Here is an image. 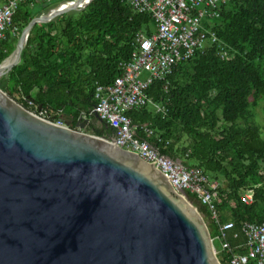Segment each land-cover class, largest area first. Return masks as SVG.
Returning a JSON list of instances; mask_svg holds the SVG:
<instances>
[{"label": "trees", "instance_id": "16d2710c", "mask_svg": "<svg viewBox=\"0 0 264 264\" xmlns=\"http://www.w3.org/2000/svg\"><path fill=\"white\" fill-rule=\"evenodd\" d=\"M50 5L20 4L0 44V63L30 20ZM153 25L150 13L134 10L127 0H91L83 9L34 24L0 88L30 111L40 107L55 120L72 119L73 127L81 112L93 115L96 85L122 73L120 63L135 49L134 35H150ZM212 28L218 41L178 62L166 80H154L146 91L150 102L127 115L152 130L149 141L161 154L216 182L217 218L193 193L185 195L202 215L220 263L229 264L232 253L244 252L236 249L245 240L241 225L264 223V132L254 121V108L264 101V0H230ZM101 123L84 131L112 137L114 128ZM244 193L249 203L241 201ZM227 221L234 223L226 233L230 249L221 245L220 226Z\"/></svg>", "mask_w": 264, "mask_h": 264}, {"label": "water", "instance_id": "95a60500", "mask_svg": "<svg viewBox=\"0 0 264 264\" xmlns=\"http://www.w3.org/2000/svg\"><path fill=\"white\" fill-rule=\"evenodd\" d=\"M68 2L30 20L0 78L34 24L91 0ZM83 114L58 124L0 88V264H221L185 193L137 153L85 132Z\"/></svg>", "mask_w": 264, "mask_h": 264}, {"label": "built area", "instance_id": "2783aa9c", "mask_svg": "<svg viewBox=\"0 0 264 264\" xmlns=\"http://www.w3.org/2000/svg\"><path fill=\"white\" fill-rule=\"evenodd\" d=\"M25 1L6 0L0 3V44L15 11ZM127 1L134 10L151 14L154 30L150 35L137 32L130 60L120 63L122 73L108 84L96 85V103L91 114L96 113L100 121L114 128V135L110 137L112 142L154 164L175 190L193 193L209 208L213 218H217L216 182H210L201 170L189 169L180 161L161 154L149 141L152 130L143 124L133 123L127 113L150 102L146 91L154 80H166L178 62L191 58L208 43L218 41L212 23L219 17L221 7L230 0ZM220 48L223 50V46ZM36 113L58 124L65 123L63 119L50 118L41 110ZM83 117L87 115L84 113ZM240 198L245 203L251 201L248 193ZM233 226L232 221L221 224L222 248L230 249L226 233ZM241 232L245 240L236 249H243L244 252L232 253L229 264H264V223L244 222Z\"/></svg>", "mask_w": 264, "mask_h": 264}, {"label": "rangeland", "instance_id": "374dc122", "mask_svg": "<svg viewBox=\"0 0 264 264\" xmlns=\"http://www.w3.org/2000/svg\"><path fill=\"white\" fill-rule=\"evenodd\" d=\"M66 1L68 2L69 0H50V3H52L53 5H50V8H47L46 9L47 11L45 10L46 12L44 11L45 12L44 14H47L50 9L60 4L61 2L62 4L66 3ZM66 5H68V3H66ZM67 12L69 13L73 11L67 10ZM254 113H255V117H254L255 123H257L261 127V130L264 132V101H260L258 103V105L254 108Z\"/></svg>", "mask_w": 264, "mask_h": 264}, {"label": "crops", "instance_id": "0c3cea01", "mask_svg": "<svg viewBox=\"0 0 264 264\" xmlns=\"http://www.w3.org/2000/svg\"><path fill=\"white\" fill-rule=\"evenodd\" d=\"M66 2H67V1H66ZM89 118H90V123H94L92 119L95 118V117H94L93 115H91ZM69 120H70V119H69ZM101 124H102L101 121H100L98 118H95V123H94V125L97 126V127H99V126H101Z\"/></svg>", "mask_w": 264, "mask_h": 264}, {"label": "flooded vegetation", "instance_id": "af4514ba", "mask_svg": "<svg viewBox=\"0 0 264 264\" xmlns=\"http://www.w3.org/2000/svg\"><path fill=\"white\" fill-rule=\"evenodd\" d=\"M81 114H83V112H81V113L77 116L76 121L79 119V117H81ZM71 120H72V119H70V122H71ZM79 120H81V119H79ZM92 120H93V122L95 123V118H93ZM76 121H75V123H76ZM89 125H90V124H88V125L84 128V130L89 129V131H91L92 129H90ZM74 126H75V124H74ZM74 126H73V127H74Z\"/></svg>", "mask_w": 264, "mask_h": 264}, {"label": "bare ground", "instance_id": "6f19581e", "mask_svg": "<svg viewBox=\"0 0 264 264\" xmlns=\"http://www.w3.org/2000/svg\"><path fill=\"white\" fill-rule=\"evenodd\" d=\"M83 1H85V0H83ZM66 3H68V5H70L71 4V2H66ZM66 3H64L63 5H66ZM67 6V5H66Z\"/></svg>", "mask_w": 264, "mask_h": 264}]
</instances>
